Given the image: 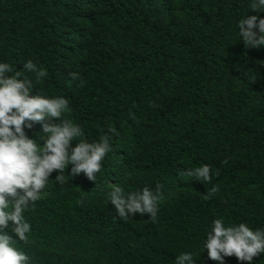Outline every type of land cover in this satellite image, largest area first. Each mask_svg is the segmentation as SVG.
Segmentation results:
<instances>
[{
  "label": "trees",
  "instance_id": "obj_1",
  "mask_svg": "<svg viewBox=\"0 0 264 264\" xmlns=\"http://www.w3.org/2000/svg\"><path fill=\"white\" fill-rule=\"evenodd\" d=\"M247 14L249 0H0V60L46 69L40 82L26 73L32 94L68 97L85 139L119 133L96 181L71 165L62 185L51 174L25 213L30 243L9 231L30 264H175L183 251L219 264L202 247L214 219L264 228V48L239 40ZM40 131L26 130L42 144ZM201 164L210 182L181 174ZM157 183L155 222L107 200L115 184Z\"/></svg>",
  "mask_w": 264,
  "mask_h": 264
},
{
  "label": "clouds",
  "instance_id": "obj_2",
  "mask_svg": "<svg viewBox=\"0 0 264 264\" xmlns=\"http://www.w3.org/2000/svg\"><path fill=\"white\" fill-rule=\"evenodd\" d=\"M249 6L257 14H247L238 21L239 40L245 46L264 48V17L258 15L264 12V0H249ZM26 73H31L36 82L48 76L47 70L33 59L19 70L0 60V264H30L29 255L15 246L17 240L9 231L18 241L30 243L32 224L25 213L45 195L51 174L56 171L55 181L62 185L66 182L65 169L71 165L72 175L83 174L96 181L102 161L113 150V134L119 135L116 128L109 127L99 140L85 139L81 125L69 115L70 99L40 92L33 95L34 80ZM70 75L73 80L79 77L77 72ZM56 118L58 122H52ZM37 123L41 125L37 135L42 144L26 132ZM181 174L203 183L212 179L208 164ZM162 189L163 185L157 183L154 189L144 186L126 192L115 184L107 193V200L123 220L139 213L148 214L149 220L155 222ZM218 190V186H213L211 194ZM202 247L219 264L233 255L240 262L252 264L254 257L264 253V228L253 229L245 222L226 224L223 218H217L211 222ZM175 264H196V254L183 251Z\"/></svg>",
  "mask_w": 264,
  "mask_h": 264
}]
</instances>
